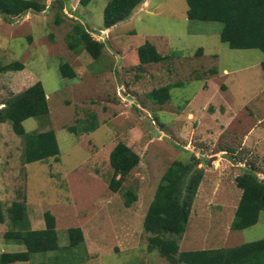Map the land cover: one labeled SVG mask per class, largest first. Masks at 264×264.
Wrapping results in <instances>:
<instances>
[{
    "label": "rangeland",
    "instance_id": "obj_1",
    "mask_svg": "<svg viewBox=\"0 0 264 264\" xmlns=\"http://www.w3.org/2000/svg\"><path fill=\"white\" fill-rule=\"evenodd\" d=\"M35 1L40 10L12 18L0 13V64H24L0 73V108L42 82L49 114L23 124L26 131L53 129L60 152L26 163L22 136L10 122H0V200L5 209L24 201L32 229L45 228V214L52 213L60 248L9 264H174L149 250L143 222L167 168L193 156L203 178L180 250L264 238V211L254 225L231 228L242 195L236 177L250 168L264 178V52L230 47L221 40V22L188 18L187 0H144L110 27L103 18L108 0ZM78 23L103 42L99 57L70 46ZM146 41L165 59L141 63L138 48ZM63 64L74 77L62 73ZM168 84L174 85L170 100L149 98ZM89 120L97 127L84 131ZM119 142L133 148L140 162L114 191L110 153ZM223 151L237 161L222 157ZM129 189L137 197L127 206ZM73 227L84 234L78 246H70ZM12 229L8 218L0 223V255L26 250L6 238Z\"/></svg>",
    "mask_w": 264,
    "mask_h": 264
},
{
    "label": "trees",
    "instance_id": "obj_2",
    "mask_svg": "<svg viewBox=\"0 0 264 264\" xmlns=\"http://www.w3.org/2000/svg\"><path fill=\"white\" fill-rule=\"evenodd\" d=\"M88 4L90 0H80ZM144 0H108L104 8V26L110 27L127 18L133 9ZM187 16L192 20L217 21L223 24L220 37L232 48H257L264 52V0H187ZM40 10L35 0H0V13L4 17H15L29 10ZM59 20V19H58ZM72 48L83 47L93 56L99 57L103 42L94 39L82 23L74 26L69 35ZM177 53V52H173ZM141 63L159 62L165 59L154 44L146 41L138 48ZM264 71V60L261 61ZM24 64L13 61L0 64V73L21 70ZM62 73L74 77V70L63 64ZM168 84L154 88L148 93L156 103L171 99ZM0 108V122H10L13 130L22 136L23 158L26 163L46 160L57 156L60 146L53 129L26 131L23 122L31 117L39 118L49 114V103L42 82L38 81L18 94L6 99ZM95 120L82 126L84 131L94 130ZM71 130L77 132L76 127ZM140 162L139 154L125 142H119L110 153L113 175L110 188L114 191L122 187V177ZM200 160L193 156L192 162L176 160L163 174L154 198L144 218V230L149 233V250H158L161 256L172 263L181 264H264V238L244 242L232 247L180 250L191 209L203 178ZM242 195L236 208L231 228L240 230L254 225L264 211V181L253 169H244L236 177ZM136 193L125 192V204L130 206L136 200ZM9 219L13 229L6 232V238L26 246V250L4 252L1 264L29 261L34 253L59 249L56 219L50 212L45 214L46 227L32 229L24 201H13L6 209L0 200V223ZM70 246H78L84 240L80 227L69 229ZM30 264H49L46 262Z\"/></svg>",
    "mask_w": 264,
    "mask_h": 264
},
{
    "label": "water",
    "instance_id": "obj_3",
    "mask_svg": "<svg viewBox=\"0 0 264 264\" xmlns=\"http://www.w3.org/2000/svg\"><path fill=\"white\" fill-rule=\"evenodd\" d=\"M119 61H120V58L118 57V58H117V63H119ZM115 72H116V76L118 77V66H117V65H116V70H115ZM221 156L224 157V158H228V159L231 160L232 162H236V161H237L236 158L234 157V155L231 154V153H229V152H227V151H223V152L221 153ZM216 157H217V155L211 157L210 160H212V159H214V158H216ZM262 180L264 181V178H262Z\"/></svg>",
    "mask_w": 264,
    "mask_h": 264
}]
</instances>
